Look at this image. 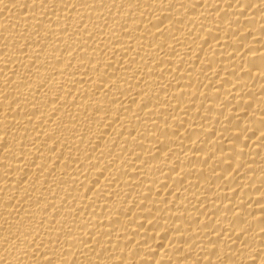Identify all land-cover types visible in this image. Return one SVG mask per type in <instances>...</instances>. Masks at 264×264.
Masks as SVG:
<instances>
[{
  "label": "bare ground",
  "instance_id": "obj_1",
  "mask_svg": "<svg viewBox=\"0 0 264 264\" xmlns=\"http://www.w3.org/2000/svg\"><path fill=\"white\" fill-rule=\"evenodd\" d=\"M0 264H264V0H0Z\"/></svg>",
  "mask_w": 264,
  "mask_h": 264
}]
</instances>
